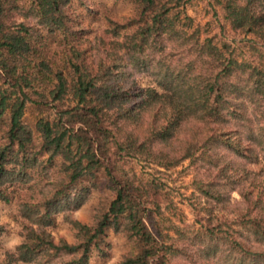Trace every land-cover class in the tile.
<instances>
[{"label":"trees","instance_id":"16d2710c","mask_svg":"<svg viewBox=\"0 0 264 264\" xmlns=\"http://www.w3.org/2000/svg\"><path fill=\"white\" fill-rule=\"evenodd\" d=\"M14 1L0 0V199L23 225L0 264H88L109 230L130 244L118 264H170L161 192L124 174L125 157L165 170L188 161L211 215L237 190L252 236L236 242L240 264H264V176L249 168L264 163V69L201 38L192 0H128L133 15L104 14L94 34L74 7L95 14L87 0ZM218 3L232 29L264 44V0ZM142 76L153 85L141 87ZM28 108L36 135L22 121ZM98 173L112 198L80 222L72 213L97 185L84 180ZM58 213L73 242L51 236Z\"/></svg>","mask_w":264,"mask_h":264},{"label":"rangeland","instance_id":"374dc122","mask_svg":"<svg viewBox=\"0 0 264 264\" xmlns=\"http://www.w3.org/2000/svg\"><path fill=\"white\" fill-rule=\"evenodd\" d=\"M14 2L20 8L28 6L27 0ZM87 2L93 10H97L95 14H90L77 2L74 3V7L80 11L82 24L91 28L93 34L100 32L106 26L104 14L112 18H120L133 15L135 10L134 4L128 0H87ZM218 2L219 0H192L191 6L187 9L188 14L194 17V22L201 29V38L212 37L213 42L227 50V54L234 55L239 61L258 63L264 69V44L257 42L250 34L246 35L232 29L221 12ZM43 34L49 47L58 51L59 47L54 41L58 36L49 35L46 31H43ZM93 34L88 36L89 40L93 38ZM137 81L141 87L153 85L152 79L147 76L139 77ZM37 118L36 111L29 108L22 118L23 123L34 135L37 134L35 128ZM249 168L257 172L261 170L264 176V163L249 165ZM121 170L138 180H154V184L159 188L162 198L159 221L165 242L170 247L167 253L170 264L247 262V257L236 242L252 240V236L238 221L239 215L244 214V210L242 206H238L241 196L237 190H227L229 205H224L223 209L211 215L210 205L195 187L193 180L196 173L193 167L189 166L188 161L165 170L135 158L125 157L121 161ZM91 180L96 182V187L91 188L85 202L72 213V217L80 222H91L96 210L105 207L112 198L102 174L98 173L95 179L88 177L84 183L89 184ZM0 225L4 228L0 234L1 259L6 252L12 251L22 241L23 221L15 203H5L0 199ZM49 231L56 241L65 239L73 242V229L64 220L62 213L55 216V225ZM102 248V251L92 252L88 264H118L122 254L130 249V244L121 234L109 230Z\"/></svg>","mask_w":264,"mask_h":264}]
</instances>
